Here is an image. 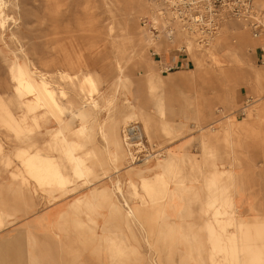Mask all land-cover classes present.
<instances>
[{
	"label": "bare ground",
	"instance_id": "bare-ground-1",
	"mask_svg": "<svg viewBox=\"0 0 264 264\" xmlns=\"http://www.w3.org/2000/svg\"><path fill=\"white\" fill-rule=\"evenodd\" d=\"M103 2L107 11L111 13V5L119 4L122 0H112V2L103 0ZM123 3L125 13L120 22V31L122 34L129 33L130 29L137 32L136 36L143 50L137 65L146 72L150 89L153 91L155 84L159 88L166 87L164 78L156 73L155 68L156 65L166 66V64L154 61L148 50H154L152 55H162L171 50L179 51L185 47L198 65L197 72L192 77L199 78L208 87L209 99L223 100L226 104L232 105L235 100L234 91L237 87H248L251 93L261 96L259 108L253 116H250V119L254 121L248 122L245 117L239 123L241 127L252 133H257L256 130L262 129L263 136L260 139L264 146V66H254L249 58L255 55L256 50L264 48V32L259 36H254L246 23L225 18L218 35L207 47H203L198 44L196 37L177 20H174L171 13L157 0H123ZM8 7V1L0 0V40L2 42H4L6 24L10 19L6 13ZM254 9L260 13L264 9V1L255 0ZM140 14L145 15L144 17L149 19L153 25L163 26L164 34L155 35L147 28L139 26L137 22ZM262 16L264 17V14ZM94 24L93 30L100 33L102 31L100 20L94 21ZM109 26H107L108 36L112 37L114 28ZM11 37L14 39L16 35L13 33ZM57 40H60V37ZM110 45L114 50L116 69L121 72L122 65L128 62V50L116 37L112 38ZM19 50L23 56L21 59L18 56L7 59L4 50L0 49V53L4 55L8 63L10 83L13 87V95L9 98V104L0 95V124L14 133L17 138L25 140H30L35 130L41 131L48 123L58 125L56 129L51 127L47 128L45 133L41 132L52 138L44 139L43 137L41 143H33L15 152L20 170L14 173L13 177L20 178L24 187L32 184L33 188L29 190L31 194L39 191L48 193L51 197L49 203L53 205V208L50 207L32 217L24 231L25 235L32 237L33 231L40 227L53 228L56 224L59 227L67 224L68 220L65 216L68 211L61 209L58 204L75 195L68 205L70 208L77 212H80L83 207L91 211L108 209L110 218L105 221V224L106 222L112 224V221L116 225L119 224L114 228L105 225L103 232V227L101 231H98V219L90 220L97 225V229L92 230L88 236L79 235L76 238L90 255L87 261L89 264H169L174 253H177L176 239L179 236L177 226L170 223L167 218L166 202L174 194L169 185L173 181L177 185L176 188H179L184 185L187 175H190L197 176L203 181L202 194L198 198L203 201L206 225L212 244L208 264H222L223 262L264 264V220L246 223L235 218L234 191L239 172L234 170V166L238 167L241 163L238 160L237 163H231L227 167H223V164L219 165V162L226 161L231 152L235 154L236 147L240 144L234 139V123L223 133L212 128V133L202 135L200 138L202 166L200 167L195 163H192L190 167L192 160L185 157L180 158L173 153H169L159 161L161 172L155 174L153 178L149 177V165L142 167L126 165L123 175L140 179L139 186L134 181H129L133 196L139 199L133 206L129 204L124 195L119 178L122 169H117L114 172L118 177L115 190L122 201L119 199L115 201L112 194L114 192H111L107 185L95 187L96 185L89 178L95 176L96 168L106 165V156L114 163L123 160L126 154L118 134V125L121 121H130L140 114L143 118H147L145 119L147 126L149 116L144 112V107L138 109L131 104L128 114L125 111H119L111 121L98 123L97 130L105 142L104 148L92 149L85 157L78 155L76 152L87 142L95 141L94 124L96 123H91L88 118L100 110V102L96 96L100 95L101 82L97 76L86 73V71L91 66H97L102 62V49L99 44L90 43L86 49H83L88 59L80 60L73 51L82 52V49L76 50L71 45H57L58 52H61L58 62L60 67L65 68L64 70L59 69L58 77L36 68L24 48L21 47ZM66 68L75 70V74L71 75ZM166 68L170 69L167 66ZM175 78H169V82ZM118 80L125 87L130 81L128 77L121 76ZM61 82H68L74 97H70ZM163 95L167 96L169 93L165 91ZM10 104L15 105L26 115L36 114L37 116H34L31 122L27 118L19 120L11 111ZM108 105L111 106V103ZM159 108L166 117V106L162 104ZM204 108H197L198 115L202 114ZM66 113H71L74 118L79 119L80 126L75 130L72 122L64 121L63 117ZM163 129L174 134L183 132L184 128L167 120L163 123ZM71 132L77 137L76 140L69 139ZM239 151L241 150L238 149ZM3 154H5L4 147L0 143V156ZM89 159L93 160L91 165L87 163ZM6 161L7 165L11 164L10 156L6 158ZM68 167L71 169L70 175L66 173ZM83 181L84 183L79 187L84 188L85 191L76 197V194L82 190H79V187L74 189L71 187ZM33 207L31 203L26 214L33 213ZM152 210L155 213L149 224V211ZM7 218V212L0 204V233L6 227ZM132 222L136 223L139 231L143 233L147 248L153 249L154 254L159 256L158 259L155 258L152 261L153 263H149V256L147 258L142 256L139 248L133 243L137 241V236L132 229ZM77 224L80 228H84L82 225L85 223L77 221ZM122 225L125 230L121 229ZM154 225H157L159 230L156 239L151 230ZM232 225L236 226L235 233H231L227 228ZM56 237L59 238V235L56 234ZM151 238L155 241H150ZM9 240L10 238L0 236V244L4 245ZM196 252L198 257L202 253L200 250ZM194 253V249L189 245L188 251L182 255L181 264L193 261ZM163 254H165V259L162 258ZM217 257H220V261ZM2 262L8 263L6 260ZM200 264L203 262L201 261Z\"/></svg>",
	"mask_w": 264,
	"mask_h": 264
},
{
	"label": "rangeland",
	"instance_id": "rangeland-1",
	"mask_svg": "<svg viewBox=\"0 0 264 264\" xmlns=\"http://www.w3.org/2000/svg\"><path fill=\"white\" fill-rule=\"evenodd\" d=\"M9 2L7 15L10 17L6 24V32L4 34V42L0 40V49L4 50V55L7 59H12L18 56L20 59L23 57L20 53V48L23 47L25 53L32 61L34 66L39 70L49 73L51 76L58 77L59 69L65 68L60 64L61 52H58L57 45H67L75 47L73 53L80 60H87L88 56L84 54V50L90 43L99 44L102 49V62L97 66H91L86 73H91L100 79V95L96 96L100 102V110L93 113L88 120L95 126V141L93 143H86L76 154L86 156L92 149H102L105 142L98 134L97 125L101 122H109L115 118L119 111H125L127 114L130 112L129 108L132 105L135 108L144 107V112L148 115V125L145 124V119L142 115L138 114L132 120L127 122H120L118 125V134L124 145V156L122 161L114 163L106 155V165L101 168H96V174L89 179L94 183L95 187L107 185L111 192L114 193V200L120 201L121 198L115 190V182L118 179L114 172L117 169H122L120 172V181L124 195L129 204L133 206L139 199L133 196L130 182H135L139 186L140 179L137 177L124 176L126 165L130 166H146L149 165V177L154 173H158L161 169L159 161L169 153L172 152V147L181 139L190 136H199L198 143L202 135L212 133V128L217 129L223 133L229 128L232 123L235 124V140L239 141L236 147L235 154L230 153L225 162H219V165L227 167L231 163H237L239 160L241 165L234 166V170L239 172L238 176H253L260 181L259 191L261 198L264 197V146L260 137L263 135L262 129L256 130L257 133H252L249 130L241 127L237 122L243 120L240 116L235 115L240 108H242L247 101L251 104L246 115L248 122L254 121L250 116L255 114V111L261 104V96L251 93L248 87H237L234 91L235 100L234 104H226L223 100L209 99L210 91L201 80L192 75L197 72V62L193 60L192 55L188 54L185 47L179 51L171 50L162 55L156 56L152 53L154 50L149 49L148 53L154 61H161L167 67H174L179 65L178 68L171 71L166 66L156 65V73L160 74L166 83V87L159 88L157 84L150 89L149 82L147 81L146 72L138 67L139 56L142 53V47L136 31L130 29L127 34L121 33V19L125 13V5L122 2L116 5H111V13L107 11L104 6L103 0H6ZM88 2V4H87ZM112 2V0H108ZM17 4V6H16ZM145 15L140 14L138 24L150 31V21ZM138 17V16H137ZM100 20L102 31L96 33L94 31V21ZM91 21V24H90ZM146 22V23H143ZM113 27L114 31L112 37L108 36L107 26ZM129 28L130 26L127 25ZM159 34H164V28L159 25ZM15 34L13 39L11 34ZM158 34V35H159ZM60 37V40H57ZM117 38L120 43L128 50V62L122 65V71L119 72L115 66V54L110 42L112 38ZM196 37V36H195ZM78 45L76 47V45ZM85 47V48H84ZM80 48V49H79ZM87 53V52H86ZM82 54V56H81ZM262 52L260 49L256 50L255 55L249 56L251 63L254 66L262 65ZM4 55L0 53V95L9 104V98L13 95V87L10 83V75L8 63L4 59ZM184 60L183 67L181 66V59ZM164 59H167L165 62ZM180 62V63H179ZM264 66V65H262ZM68 73L75 74V70L68 69ZM179 75V76H178ZM183 75V76H181ZM128 77L130 81L126 84H121L118 77ZM176 77L175 80L169 82V78ZM63 87L69 92L70 97L73 96V90L68 82H61ZM169 93L164 96L163 94ZM232 91V90H231ZM173 94V95H171ZM111 103V106L108 105ZM165 105L167 109L166 117L160 112V105ZM10 109L17 119L27 118L31 122L36 114H25L17 109L13 104H10ZM205 107L201 113L196 112L197 108ZM254 110V112H253ZM138 112V111H137ZM183 117L184 121H180ZM64 121L72 122L73 129L75 130L80 126L79 119L73 117L71 113H66L63 117ZM178 119V121H176ZM173 121L174 124L179 125L183 132L170 134L163 129L165 121ZM54 121V120H51ZM132 123V124H131ZM137 124L142 131V136L146 138L147 142L151 145H156L160 150L161 155H156L154 160H150L145 164L132 165L129 161L128 146L123 140V129L127 125ZM233 124V125H234ZM183 125V126H182ZM58 127L56 123L46 124L41 131L35 130L30 140L19 139L14 133L8 131L0 124V143L4 147L3 156H0V204L7 212L8 218L6 227L2 229L0 236L10 240L6 243L0 244V264H89L87 261L90 257L84 246L76 238L79 235L88 236L91 231L97 229V225L90 220L99 221V230L105 225L112 227L116 225L114 221L112 224L106 222L109 220L108 209H97L91 211L86 208H81L80 212L75 211L68 205L75 195L69 199L62 201L58 206L61 209H66L68 214L65 216L68 223L59 227L57 224L53 228L40 227L33 231L32 237L25 235L24 231L27 229V224L30 222L34 215L40 214L53 205L49 203L51 197L48 193L37 192L34 194L29 193L32 184L26 187L22 185L20 178H14L13 174L17 173L19 168V160L15 158V152L19 148H26L33 143H41L44 139H50L52 136H45L47 128ZM43 132V133H41ZM77 137L69 134L70 140H76ZM200 146V145H199ZM201 148V147H200ZM238 149L241 151L238 152ZM35 150V149H34ZM53 154H57L53 152ZM124 154V155H125ZM10 156L11 164L7 165L6 158ZM126 158V159H125ZM192 163L197 164L198 167L202 166V155L189 156ZM91 165L92 159L87 160ZM67 174H71V169L68 167ZM171 179V178H169ZM83 182L75 184L71 189L81 186ZM173 183V184H172ZM170 184L174 186L172 181ZM176 185V184H175ZM236 186V185H235ZM242 184H240V187ZM256 184L245 185L249 189L251 195L254 194L253 187ZM177 187V185H176ZM33 188V187H32ZM81 192L76 194V197L85 191L80 188ZM139 190V189H137ZM194 191V190H193ZM141 193V190L139 191ZM257 195V194H255ZM33 203L34 212L26 214L27 210ZM122 205V204H121ZM57 206V205H56ZM53 208V207H52ZM99 217V218H98ZM77 221L85 223L80 228ZM117 227L119 226L116 225ZM76 228H78L76 230ZM228 229H235L236 226L232 225ZM117 229V228H116ZM115 229V230H116ZM125 230L124 225L121 226ZM132 229L137 236V241L133 243L139 248L142 256L147 258L149 256V263L155 260L153 249L147 248L144 241L143 233L139 231L137 224L132 222ZM204 229V228H203ZM59 235V238L56 237ZM155 235V234H154ZM155 235V239H156ZM151 238L150 241H155ZM163 242V241H161ZM178 240L176 239V243ZM201 243V242H200ZM202 252L200 256L203 258L210 254L209 244L210 241L207 236V241L202 240ZM206 245V247H204ZM149 249V251H148ZM97 259V257H94ZM220 261V257H217ZM6 260L8 263L2 262ZM222 260V258H221ZM222 264H228L223 262Z\"/></svg>",
	"mask_w": 264,
	"mask_h": 264
},
{
	"label": "crops",
	"instance_id": "crops-1",
	"mask_svg": "<svg viewBox=\"0 0 264 264\" xmlns=\"http://www.w3.org/2000/svg\"><path fill=\"white\" fill-rule=\"evenodd\" d=\"M162 59H160L161 61ZM184 58L180 60L181 66L184 65ZM166 62L167 59H164ZM162 62V61H161ZM179 62V63H180ZM168 65V64H166ZM179 67L174 66L173 69ZM180 121H184L183 117ZM178 121V119H176ZM240 121L237 119V123ZM199 136L190 137L187 136L179 140L173 147V154L179 156L180 158H189V156L202 155L201 141L198 143ZM200 145V146H199ZM159 171L158 173H160ZM154 173L151 178L155 177ZM172 183V182H171ZM170 183V184H171ZM173 184V183H172ZM184 185L176 188V185H169L170 189L174 191L173 197L166 202L167 206V218L170 223H173L177 226V232L179 234L176 244L177 253H174L172 260L169 264H181L183 262L182 255H185L188 251L189 245L192 246L195 253L193 255L194 260L189 261L187 264H200L201 261L203 264H208L209 255L202 259L201 256L198 257L196 251L200 250L202 240L207 241V236L209 238V231L206 225V218L204 213L203 201L198 198L202 194V184L203 181L197 176L193 177L187 175ZM240 184L242 186L240 187ZM256 184L257 186L253 187L254 191H259L260 181L253 176H237L235 181V191H234V203L236 208L235 218L240 221L243 220L246 223H251L254 221L260 222L261 219L264 220V197L259 196L260 193H255L251 195L249 189L245 185ZM177 189V190H176ZM194 190V191H193ZM257 194V195H255ZM155 211H149V224L152 221V216H154ZM204 228V229H203ZM153 233L157 235L159 232L158 226L154 225L151 228ZM231 233H235L236 229H230ZM184 235V236H183ZM183 236V238H182ZM201 242V243H200ZM188 244V245H187ZM206 247V245L204 246ZM212 244H209V249H211ZM202 250V249H201ZM154 258H159L157 254H152ZM162 258L165 259V254L162 255Z\"/></svg>",
	"mask_w": 264,
	"mask_h": 264
},
{
	"label": "built area",
	"instance_id": "built-area-1",
	"mask_svg": "<svg viewBox=\"0 0 264 264\" xmlns=\"http://www.w3.org/2000/svg\"><path fill=\"white\" fill-rule=\"evenodd\" d=\"M184 28H187L200 46L207 47L220 32L225 18L246 23L254 36L264 32V9L258 13L254 9L255 0H157ZM264 1V0H263ZM146 23V22H143ZM159 25L150 24V32L158 35ZM163 27V26H162ZM165 32V29H164ZM261 63L264 65V48ZM158 57V55H156ZM173 67H170L171 71ZM250 101L235 114L246 117ZM132 124V123H131ZM137 124L127 125L123 129V140L128 146L129 161L132 165H140L154 160L161 155L156 145H151L142 136Z\"/></svg>",
	"mask_w": 264,
	"mask_h": 264
}]
</instances>
